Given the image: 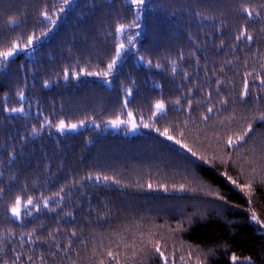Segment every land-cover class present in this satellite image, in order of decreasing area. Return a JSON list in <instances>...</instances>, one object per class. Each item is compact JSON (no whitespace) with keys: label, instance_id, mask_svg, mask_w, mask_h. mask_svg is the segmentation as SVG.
<instances>
[{"label":"trees","instance_id":"trees-1","mask_svg":"<svg viewBox=\"0 0 264 264\" xmlns=\"http://www.w3.org/2000/svg\"><path fill=\"white\" fill-rule=\"evenodd\" d=\"M242 4L260 13L255 23L237 11ZM261 5L148 0L135 9L130 0H0V52L50 29L35 51L0 66V264H154L167 220L184 242L215 250L208 264H233V255L249 258L237 264H264V225L250 221L255 213L264 222V121L252 120L243 146L226 145L264 110L256 79L264 73V35L235 40L246 25L254 36L264 27ZM119 24L139 27L117 34ZM221 40L222 50L213 47ZM119 43L125 47L107 77L86 74L108 71ZM245 78L249 95L241 101ZM157 100L165 110L153 116ZM21 106L23 113L3 110ZM129 112L150 127L103 128ZM61 120L84 126L58 131ZM165 128L204 159L161 136ZM228 176L251 187L241 190ZM214 194L224 197L225 218L210 212ZM17 197L33 200L19 219L10 214Z\"/></svg>","mask_w":264,"mask_h":264},{"label":"snow or ice","instance_id":"snow-or-ice-1","mask_svg":"<svg viewBox=\"0 0 264 264\" xmlns=\"http://www.w3.org/2000/svg\"><path fill=\"white\" fill-rule=\"evenodd\" d=\"M148 2V0H130V3L132 4L133 8L135 9H139L142 6H145L146 3ZM64 4H68L69 0H63ZM261 7H264V5H261ZM58 11H63V8L58 9ZM238 12H241L243 14L246 15V17L248 18V20H250L252 23H255V20L258 19L260 17V13L257 12L254 8H251L250 6H246V5H241L240 8L237 9ZM41 16L44 17V19L46 21H48L49 24H54L55 21L53 20L52 16L48 13V12H41L40 13ZM197 15H200V13H197ZM10 23H12V21H9ZM139 27L138 24H134V25H124V24H119L116 26V33L119 34L121 32L124 31V29L126 27ZM48 32H50V29H45L43 32H41V34L39 36L37 35H29L27 38V42L26 43H19L18 41H14L11 43V46L8 48V50L0 52V66H3L5 64H7V62L9 61L10 57H13L16 53L18 52H26L28 49H33V51H35V43L37 41H39L41 39V36L46 35ZM264 35V27L260 28L258 30V34L257 35H252L249 30H248V26L246 25L245 27H243L242 29H240L238 31V34L235 37V40L237 41H242V40H247L248 42H252L254 40H257L258 38H261V36ZM224 44V41L221 40L220 44L217 45L215 44V42H213V47L215 48H221V46ZM125 45L123 43H119L116 48H115V55L112 57L111 61L108 63L107 68L108 71H105L103 73H86L87 75H100V76H104L107 77L109 75V73L112 71V69L116 66V63L118 61V58L121 55L122 50L124 49ZM233 47L235 48L236 45L233 44ZM222 50V48H221ZM32 53H29V55H31ZM149 65H151V61L147 62ZM230 63V61L228 62ZM245 63H247V61H245ZM20 67H23V65H21ZM157 68L160 67L159 64L156 65ZM260 67L262 69H264V63H262L260 65ZM176 69L173 68V71H175ZM78 75V74H77ZM188 74L185 73V76H187ZM247 75H253L252 73H247ZM68 76V71L65 70V78H67ZM256 79L260 80V83L262 86H264V73L257 75ZM134 83V82H133ZM217 83H220V81H217ZM45 86L47 87L48 85V81L44 82ZM17 95L20 97L21 100L24 99L25 97V93L23 90H21L20 92L17 93ZM132 95V90L128 89L127 93H126V97H130ZM249 95V81L247 78L244 79L243 82V88L239 94V98L241 101H245V98ZM127 103L128 100L127 98L125 99V107H127ZM177 103H179V101H177ZM221 103L223 104H227L228 101L227 100H221ZM189 104H191V101H189ZM154 111L152 113L153 116H156L159 113H162L165 110V103L162 100H157L153 106ZM5 112H12V113H23L24 112V108L23 106L21 107H5L3 109ZM209 113L213 111L212 108H209L207 110ZM129 117H132V113L129 112L128 113ZM204 119L206 120L207 117L205 116ZM244 119H247V117H244ZM252 120H260V121H264V110H259V114L258 115H253L251 120L248 121L247 123V127H245L243 129V131L236 135L234 138L233 137H228L227 141H226V145L228 148H233L235 146H243L244 143H247V139L249 138L250 134L254 131V127H253V123ZM45 123H48L47 120H45ZM84 121H80V124H83ZM110 123H112L114 126L115 125H119L121 123V121L117 118V120L111 121ZM78 125L77 124H65V122L63 120H61L59 122V124L56 125L58 130H64L65 128L67 129H75ZM41 127H43V125H41ZM133 127H135V125H133ZM144 127H150V125L148 124H144ZM37 129L33 128V132H36ZM157 131L159 132V130L157 129ZM159 134L163 137H165L167 140L169 141H173L175 144L179 145L181 148H184L187 152L191 153V155L193 157H197V153L192 151L191 148L188 147L187 144H183L181 142V140L176 139L174 136L169 135V130L167 128H165L162 132H159ZM11 155V154H10ZM197 159H204L203 157H197ZM206 162V161H205ZM226 175V174H225ZM105 179H108L107 177ZM227 179L233 184L236 185L237 187H240L241 190L244 189H249L251 187V185H237V181L232 179L231 176H228ZM149 189L152 188V185L149 184L148 185ZM163 188L164 191H167L168 189L164 186H161ZM178 190H184V185H180V188ZM0 191H3L2 189H0ZM61 191H63V189H61ZM55 195L59 196V193H56ZM217 198L223 200L224 197L223 196H219L217 194ZM33 203L32 198H28V200L26 202H23L21 200L20 197H17L15 200V203L13 204V206L10 209V214L12 217L19 219L20 215H21V207H27V205H30ZM48 203V199L46 198L44 201L45 206H47ZM70 215V213H69ZM252 220L257 221V223H261L262 225H264V222L258 221L255 213H253ZM23 235V233H22ZM29 236H31V233H28ZM73 235H75V233H73ZM149 243H151V241H149ZM155 252L158 253L160 255V257L162 259L166 260L165 254L163 251H161V247H160V243L159 241H157L155 243ZM107 255L109 257H113L114 253L109 251L107 253ZM191 255V254H190ZM20 257L17 256L16 260H19ZM31 259V258H29ZM183 259V258H181ZM232 261L233 264H237L238 258L237 256L233 255L232 256ZM245 259H249V258H245ZM12 264H15V261L12 262ZM101 264H103V261H101ZM196 264H201V261L199 259H197Z\"/></svg>","mask_w":264,"mask_h":264},{"label":"rangeland","instance_id":"rangeland-1","mask_svg":"<svg viewBox=\"0 0 264 264\" xmlns=\"http://www.w3.org/2000/svg\"><path fill=\"white\" fill-rule=\"evenodd\" d=\"M62 8V6H61ZM60 9V8H59ZM57 13H53V16L56 15ZM118 119L121 121V123L119 125H113L112 123H110L111 121L117 120L116 119H112L107 121L103 128L104 129H113V130H120L122 129L125 133H134L136 131H140L142 128L144 127V124H139L138 122L135 121V119L133 117H129V115L124 116L123 118L118 117ZM59 124V123H58ZM65 124H77L78 126L75 129H67L65 128L64 130H58L56 127V130L58 131H75L81 127L84 126V124H80V122H75V123H65ZM133 125H135V127H133ZM264 144V143H263ZM260 153H264L263 149H259ZM204 193V192H203ZM206 193V192H205ZM202 194V192H201ZM209 198H214V204L213 206H211V211L215 216H219L221 218H225V209L226 206L223 204L222 200L217 198V195L214 194L213 197H208ZM197 196L195 198V200L192 202V204H195L198 202L197 200ZM201 199V198H200ZM220 204H217L219 203ZM166 210V214L168 213V209L165 208ZM163 212V211H162ZM206 212V211H205ZM154 213L156 212V208L154 210ZM196 214H199V210H196L195 212ZM204 213V210L201 211V214ZM250 221L256 225L259 226L258 223H256V221L250 219ZM171 222H169L167 220V222L165 223L166 227H168L169 231H166L167 233L164 232V239H161V251L164 252L166 260L162 259L160 257V255L158 253L155 252L154 248H153V259L156 257L154 264H196L197 259H199L201 261V264H208L210 257L215 253L214 249H208V248H200L198 246H194V245H190L186 242H184L179 233L175 230H170L171 228ZM262 231L264 232V230L262 229ZM152 243H149L147 245H144V247H149V245ZM136 251V249L134 250V252ZM132 253L133 256H135V253ZM191 254V255H190ZM183 258V259H181ZM232 257H230L231 259ZM150 259V258H149ZM232 261V259H231ZM245 262L247 261L242 260V259H238L237 262ZM233 262V261H232Z\"/></svg>","mask_w":264,"mask_h":264}]
</instances>
